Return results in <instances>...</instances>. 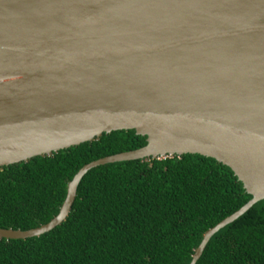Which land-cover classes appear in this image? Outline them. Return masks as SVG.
Segmentation results:
<instances>
[{
  "label": "water",
  "instance_id": "1",
  "mask_svg": "<svg viewBox=\"0 0 264 264\" xmlns=\"http://www.w3.org/2000/svg\"><path fill=\"white\" fill-rule=\"evenodd\" d=\"M117 130L146 144L85 164L56 216L0 238L64 222L92 168L200 154L251 199L203 234L196 264L264 199V0H0V169Z\"/></svg>",
  "mask_w": 264,
  "mask_h": 264
},
{
  "label": "trees",
  "instance_id": "2",
  "mask_svg": "<svg viewBox=\"0 0 264 264\" xmlns=\"http://www.w3.org/2000/svg\"><path fill=\"white\" fill-rule=\"evenodd\" d=\"M145 144L135 130H117L3 166L0 227L49 222L81 167ZM249 199L231 168L200 154L100 165L82 178L60 225L36 237L0 238V264H189L203 234ZM196 264H264V199L215 233Z\"/></svg>",
  "mask_w": 264,
  "mask_h": 264
}]
</instances>
